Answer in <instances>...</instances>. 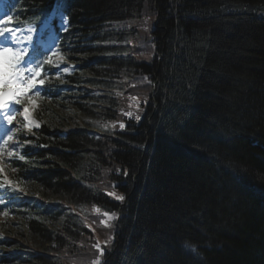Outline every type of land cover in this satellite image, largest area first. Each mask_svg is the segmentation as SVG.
<instances>
[{
	"label": "trees",
	"instance_id": "obj_1",
	"mask_svg": "<svg viewBox=\"0 0 264 264\" xmlns=\"http://www.w3.org/2000/svg\"><path fill=\"white\" fill-rule=\"evenodd\" d=\"M57 6L78 71L63 82L41 46L25 56L40 127L0 163V214L44 246L25 261L264 264V0H0L6 27Z\"/></svg>",
	"mask_w": 264,
	"mask_h": 264
},
{
	"label": "rangeland",
	"instance_id": "obj_2",
	"mask_svg": "<svg viewBox=\"0 0 264 264\" xmlns=\"http://www.w3.org/2000/svg\"><path fill=\"white\" fill-rule=\"evenodd\" d=\"M55 26L58 27L61 31H66L68 29V17H66L65 13L60 9V6L57 8L56 11H54L50 19L41 24V26H31V28L33 29L31 33H29L26 28L17 29V34L20 36L26 37L31 34L33 37L31 42L25 40L21 44H12L10 40V34L6 33L5 35L9 39L8 43L5 46H9L12 48L27 47L28 52H31L36 44H41L44 49L49 52L48 56H50L53 61L51 65L55 69H57L56 78L60 79L63 82H66L69 76L75 75L77 73L78 65L75 62L69 60V58L64 56L60 51L59 39L55 32ZM4 42L5 37H0V44ZM65 69H68V71H64ZM74 85H76V83H74L73 86ZM38 87L40 86L38 85ZM75 87V91H72L71 89L69 90L70 94L77 93L78 85H76ZM38 103L39 101L35 98L34 105L25 102L24 104L20 105H11L8 109H2V111L0 112V143H2V141L6 139L8 135H12L14 141L18 142L21 145L18 152H15L13 154H19L22 150V143L19 138L20 131H29V128L24 126L26 122L24 121L22 109L25 106L29 107V115L31 120H34L39 123V121L35 117V112L38 107ZM4 111H8L9 114L14 115L12 124H8L7 121L4 119ZM35 129H37V127L31 126L30 131ZM90 132L94 137L99 136V131L96 129H93ZM12 146H14L13 142H9V147L11 148ZM12 155H9L8 150H5V152L0 155V163L3 164ZM31 188L32 187L23 189L22 192L26 195H31ZM54 200L55 196L53 194H49V196L45 198L46 202H51ZM17 220L18 219L15 216L12 217L10 220H7L3 214H0V240L4 241V243L6 244V246H4V244L0 243V264H29L27 263V261H25V258L27 257L25 253L33 252L39 247L36 241L39 240V238L41 237L38 234H34L32 236H25L22 229L19 227L18 224H16ZM50 225L52 229H59L61 227V222ZM47 245L50 244H46V246ZM52 246H55V244H53ZM43 247L39 248L43 249ZM15 249H18L22 253H24L23 260L17 263L2 260L4 256H9L10 254H12ZM94 264H97V262L95 261Z\"/></svg>",
	"mask_w": 264,
	"mask_h": 264
},
{
	"label": "snow or ice",
	"instance_id": "obj_3",
	"mask_svg": "<svg viewBox=\"0 0 264 264\" xmlns=\"http://www.w3.org/2000/svg\"><path fill=\"white\" fill-rule=\"evenodd\" d=\"M12 21L13 16L11 14H5L0 18V37H5V42L0 44V109H8L11 105H20L25 102L34 105L35 98L46 95L45 90L42 87H38V85H44L45 82L44 79H38L41 76L40 66L38 64L34 66L31 60L28 61L27 66L24 64V58L28 54V48H12L5 46L9 39L6 37V33L10 34L12 44H21L25 40L31 42L33 38L31 34L26 37L20 36L14 28L4 26L10 24ZM27 31L31 33L33 29L29 27ZM47 63H53L51 57L47 58ZM64 71H68V69H65ZM22 112L24 121L26 122L24 126L28 127L29 131L31 130V126L37 128L40 126L38 122L31 120L29 107H23ZM127 115L131 117L132 113L129 112ZM3 117L8 124H12L14 115L9 114L8 111H4ZM136 119L139 120L140 117L136 116ZM120 127L123 128L124 125L121 124ZM9 142H13L14 146L10 148ZM20 147L21 145L14 141L13 136L8 135L7 138L0 143V155H2L5 150H8V154L12 155L13 153L18 152ZM18 159L23 161L25 160V156L19 155ZM2 173L3 168H0V174ZM125 175H127V173H125ZM5 184H12L11 181L7 180L6 174L3 177V181L0 182V188H3ZM15 187L16 186L13 185V190ZM109 195L114 196L116 200H124L123 196H117L114 192L109 193ZM11 199L13 202L15 201V197H11ZM5 215H7L6 212ZM105 215H108V213H105ZM112 215L114 216L115 214L113 213ZM100 255H103V250L100 251Z\"/></svg>",
	"mask_w": 264,
	"mask_h": 264
}]
</instances>
